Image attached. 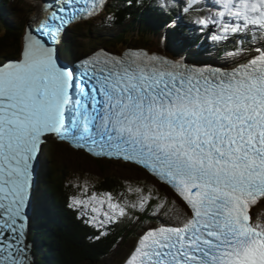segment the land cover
<instances>
[{
    "label": "snow or ice",
    "instance_id": "1",
    "mask_svg": "<svg viewBox=\"0 0 264 264\" xmlns=\"http://www.w3.org/2000/svg\"><path fill=\"white\" fill-rule=\"evenodd\" d=\"M110 6L36 0L19 58L0 63V264H34L27 234L49 140L150 178L125 181L132 200L69 182L90 239L139 225L121 264H264V0H157L178 17L169 32L187 29L174 55L99 48L65 61L67 32L114 24Z\"/></svg>",
    "mask_w": 264,
    "mask_h": 264
},
{
    "label": "trees",
    "instance_id": "2",
    "mask_svg": "<svg viewBox=\"0 0 264 264\" xmlns=\"http://www.w3.org/2000/svg\"><path fill=\"white\" fill-rule=\"evenodd\" d=\"M18 2V0H0V61L4 57L18 55L22 29V21L18 20L21 10L20 6L18 7ZM136 2L137 0H116V3L114 1L107 11V13H115L114 24L120 28L119 33L116 34L117 37L113 38L116 45L121 42L125 43L129 39L139 42L141 40H135L138 39L136 37L161 31L160 26H155V15L147 9L142 10V7L138 6ZM92 25H94L93 21L86 22L85 28L78 25L71 31L72 36L67 37V42H64L68 46H82L83 50H86V46L101 44L107 46V40L106 42L103 40V35L100 37V31L109 29V27H104L107 24L101 23L94 27ZM137 34L139 36L135 37ZM79 39H81L79 42L83 44H77L76 41ZM114 43L113 45H115ZM54 150L52 149L49 154H46L43 162L40 175L42 196L34 209L29 228V236L34 242L37 263L44 264L43 261L50 258L51 264H92L112 251L114 243L117 244L115 235L118 234V231L98 242L90 239L94 235V229L83 227L82 220L77 218V212L73 214L67 208L66 197L73 191L69 182L86 180L97 192L116 194L127 186L126 180L135 185L137 181L144 182L145 180L149 183L150 178L137 166L119 165L108 160L103 163L104 174L95 178L90 176L91 173H88L86 178H80L79 176H83L81 175L83 173H78L76 169L70 168L67 160L62 161L58 158L59 148L55 152ZM55 155L56 158H54ZM112 167H117V171L110 170ZM120 168L127 169L130 174L121 171ZM122 233L118 234L119 237L123 235Z\"/></svg>",
    "mask_w": 264,
    "mask_h": 264
},
{
    "label": "clouds",
    "instance_id": "3",
    "mask_svg": "<svg viewBox=\"0 0 264 264\" xmlns=\"http://www.w3.org/2000/svg\"><path fill=\"white\" fill-rule=\"evenodd\" d=\"M24 4V3H23ZM25 6H23L22 8H24ZM108 14V13H107ZM80 26L81 27H84L85 28V25L84 24H80ZM77 27V26H76ZM71 30H69V32H70ZM69 32H67V36H66V38L67 37H69V36H72L71 35V33L69 34ZM66 40V42H67V39H65ZM79 41H81V39H79L78 41H76L77 42V44H83L82 42H79ZM63 45V44H62ZM20 50H21V46H20V48H19V50H18V56L17 57H19L20 56ZM67 52H69V53H67ZM77 52H80V46H68V45H63V46H61V47H59V53L60 54H62L63 56H65L66 57V60H68V59H70L71 58V56H72V54L74 55L75 53H77ZM47 147H49V148H47ZM57 148H59L61 151H67V152H79V153H75L74 155L72 154V156L73 157H79V158H81V159H83V160H85V159H93V160H99V161H111V162H116V163H118L119 165H124V164H129V163H127V162H124V161H122V160H117V159H110V158H101V157H94V156H90V155H88L86 152H83V151H79V150H76V149H74V148H72L70 145H68V144H66V143H61V142H58V141H56V140H49L48 142H47V144L44 146V149H43V156L41 157V162H44V160H45V158H46V154H49L50 152H51V150L53 149H55L54 150V152L56 151V149ZM69 150V151H68ZM80 154H81V156H80ZM120 161V162H119ZM101 165H103V164H101ZM135 166V165H134ZM103 168V167H102ZM42 169H43V163H42V167L40 168V171H39V175H38V182H39V188H40V175H41V172H42ZM81 175H83V176H79L80 178H86L88 175H86V174H81ZM82 182H83V180H81ZM136 182V181H135ZM137 182H139V183H141V184H147L148 183V181H145L144 180V182L143 181H137ZM136 182V183H137ZM133 186H135V185H133ZM120 192H124L126 195H128V196H130L132 199H134V196H133V194L132 193H128L127 192V186L125 187V188H123V189H121V191H119L118 193H120ZM71 194V193H70ZM70 194H68L67 195V204H68V197H69V195ZM67 208H68V206H67ZM69 209V208H68ZM70 211H72V213L73 214H75L76 213V211H74V210H72V209H69ZM33 213H34V211L32 212V214H31V220H30V224H31V221H32V217H33ZM142 218H144L142 221H150L151 220V218L150 219H147V218H145V217H142ZM127 221V220H126ZM81 224L82 225H84L83 227H88V228H90V229H92L90 226H88V225H86L83 221H81ZM123 224H125V223H123ZM115 226H118V225H115ZM122 227V226H121ZM29 228H30V225H29ZM122 229H124V232L125 231H127L128 229H127V226H124V227H122ZM127 229V230H126ZM116 231H118V234H120L119 233V230H116ZM116 231L115 230H112L111 229V231H110V235H114L115 233H116ZM118 234H116L115 235V237L117 236V239H119V238H122V237H126V238H128L126 235H124L123 233V235H121V237H119V235ZM126 238H124L123 239V241H125L126 240ZM27 239H28V241L31 243V245H32V248H31V253H32V257H33V260H34V264L37 262V255H36V253L34 252V242H33V240L32 239H30V236H29V230H28V234H27ZM117 242V241H116ZM115 244V243H114ZM129 244V243H128Z\"/></svg>",
    "mask_w": 264,
    "mask_h": 264
},
{
    "label": "rangeland",
    "instance_id": "4",
    "mask_svg": "<svg viewBox=\"0 0 264 264\" xmlns=\"http://www.w3.org/2000/svg\"><path fill=\"white\" fill-rule=\"evenodd\" d=\"M24 1V4L23 6H25L23 8V10L25 11L26 9H28L29 5H30V2L29 0H22L21 2L19 1L17 4H18V7L19 5ZM33 1L35 2V0H31V2L33 3ZM22 5H20V8H21V12L23 13L24 15V11H22ZM22 16V14H20ZM26 15V14H25ZM16 18V17H14ZM17 19V18H16ZM49 148V147H47ZM81 152V151H80ZM60 154H57L58 155V158L60 160H67L69 163V167L70 168H73V169H76V171L79 173L80 171H84L86 173H91L90 176H94L95 178L99 177L101 174H104L105 173V169H103V165L102 167L103 168H99L98 170L99 171H96L94 170V168L92 166H89L90 163H88L87 165L85 164V160L79 158V157H73L72 154L74 155L75 153H79V152H67V151H59ZM75 156V155H74ZM81 156V154H80ZM56 158V155L55 157ZM58 160V159H57ZM59 161V160H58ZM77 162V163H76ZM120 162V161H119ZM96 167H99L96 166ZM117 167H112L110 170H116ZM121 171H124V172H128L127 169H123V168H120ZM117 171V170H116ZM119 172V171H118ZM120 173V172H119ZM129 173V172H128ZM130 174V173H129ZM50 208V207H49ZM256 211H264V204H261L257 207ZM131 239L132 237L129 236L128 238H126L125 241H123V244H120V245H116L113 250L107 255V258L105 260V263L104 264H115V262H117L120 257H121V254L125 251V249L127 248L128 246V242H131ZM44 251V250H43ZM44 264L47 262V264H51V261H50V258L49 259H46L43 261ZM35 264H38L37 262ZM101 264V263H100Z\"/></svg>",
    "mask_w": 264,
    "mask_h": 264
},
{
    "label": "water",
    "instance_id": "5",
    "mask_svg": "<svg viewBox=\"0 0 264 264\" xmlns=\"http://www.w3.org/2000/svg\"><path fill=\"white\" fill-rule=\"evenodd\" d=\"M88 163H90L89 164V166H92L93 168H94V170H96V171H99L98 169L99 168H102V165L101 164H103L104 163V161H99V160H93V159H85V164L87 165ZM99 165V167H96V166H98ZM79 173H83V174H88V173H86V172H79ZM90 174V173H89ZM30 243V242H29ZM31 244V243H30Z\"/></svg>",
    "mask_w": 264,
    "mask_h": 264
},
{
    "label": "bare ground",
    "instance_id": "6",
    "mask_svg": "<svg viewBox=\"0 0 264 264\" xmlns=\"http://www.w3.org/2000/svg\"><path fill=\"white\" fill-rule=\"evenodd\" d=\"M35 2H36V0H35ZM34 2V3H35ZM27 10V9H26ZM165 35L167 36V37H170L171 36V33L169 32V31H166L165 32ZM120 39V38H119ZM116 40V39H115ZM67 53H69V52H67ZM3 60V59H2ZM72 61H74V57H72L71 56V58L69 59V62H72ZM77 163V162H76ZM110 246V245H109ZM114 248V247H113ZM113 250V249H112Z\"/></svg>",
    "mask_w": 264,
    "mask_h": 264
}]
</instances>
